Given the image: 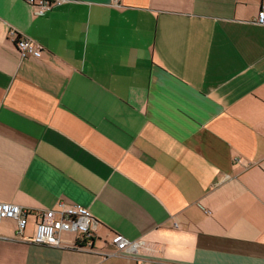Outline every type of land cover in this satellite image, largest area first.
Segmentation results:
<instances>
[{
	"label": "crops",
	"instance_id": "crops-1",
	"mask_svg": "<svg viewBox=\"0 0 264 264\" xmlns=\"http://www.w3.org/2000/svg\"><path fill=\"white\" fill-rule=\"evenodd\" d=\"M264 0H0V202L81 206L103 259L13 241L0 264H264ZM15 37L42 47L21 58ZM29 217L25 235L34 233Z\"/></svg>",
	"mask_w": 264,
	"mask_h": 264
},
{
	"label": "built area",
	"instance_id": "built-area-1",
	"mask_svg": "<svg viewBox=\"0 0 264 264\" xmlns=\"http://www.w3.org/2000/svg\"><path fill=\"white\" fill-rule=\"evenodd\" d=\"M36 9V15L42 16L52 7L60 5L63 0H24ZM257 24H264V11H259ZM16 50L21 58H39L42 47L19 37L13 39ZM29 217H34V233L32 237L25 235ZM10 220L15 224L13 241L23 244L65 248L63 237L73 238L72 250L96 254L103 259L119 257L121 254L136 252L143 246L142 242H128L123 236L115 234L105 241L104 249L94 247L98 224L87 209L81 206H66L59 203L55 210L31 211L19 206L0 202V223ZM0 240L5 238L0 237Z\"/></svg>",
	"mask_w": 264,
	"mask_h": 264
}]
</instances>
